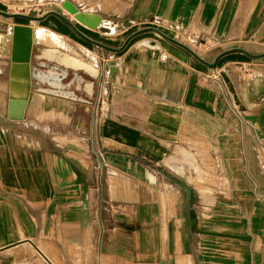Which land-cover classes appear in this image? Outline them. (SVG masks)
Masks as SVG:
<instances>
[{"label":"crops","instance_id":"0c3cea01","mask_svg":"<svg viewBox=\"0 0 264 264\" xmlns=\"http://www.w3.org/2000/svg\"><path fill=\"white\" fill-rule=\"evenodd\" d=\"M68 1L98 16L89 27L61 10L81 32L121 49L70 29L47 46L31 20L1 21L34 34L22 120L7 118L0 61V264H144L124 230L144 225L146 264H264V57L247 55L264 52V0ZM144 27L216 66L155 31L123 46Z\"/></svg>","mask_w":264,"mask_h":264},{"label":"water","instance_id":"95a60500","mask_svg":"<svg viewBox=\"0 0 264 264\" xmlns=\"http://www.w3.org/2000/svg\"><path fill=\"white\" fill-rule=\"evenodd\" d=\"M62 6L65 10L70 12L74 18L81 23L89 26L95 27L98 22V16H90L83 11H79L72 3L69 1H64ZM0 15L3 17H20L31 21H41L49 15L57 17L62 23L69 27L76 35H78L84 41L92 43L98 47L108 49L111 51H118L121 47L115 48L107 46L101 42L95 41L83 32H81L75 24L66 18L61 12L55 10H49L42 13L41 15H30L26 13H10L0 10ZM146 31H155L169 41L179 45L188 51L194 58H196L201 63L207 65L208 67L214 68L216 66V61L208 62L201 58L196 52H194L190 47H188L183 42L174 39L165 33L161 32L155 27H144L135 32L131 33L123 43V46L134 36L146 32ZM33 28L27 24H14L11 27V36H10V48H9V71H8V99L6 106V115L8 119L11 120H22L24 117L25 110L28 105V100L30 96V57L33 44ZM236 50L244 51L241 48H235ZM233 49V50H235ZM252 58L264 57V52L259 54H250L247 53Z\"/></svg>","mask_w":264,"mask_h":264},{"label":"rangeland","instance_id":"374dc122","mask_svg":"<svg viewBox=\"0 0 264 264\" xmlns=\"http://www.w3.org/2000/svg\"><path fill=\"white\" fill-rule=\"evenodd\" d=\"M64 1H66V0H64ZM28 3H29V5H28ZM0 10L5 11V12H10V13H26V14H30V15H41L42 13L47 12L49 10H55V11H59V12H61V10H64L67 15L74 18V16L70 12H68L67 10L64 9V7L61 4V0H22V1H18V3L12 4V6L9 8L0 9ZM1 21H4V23H6L5 24L6 27L9 26V24L14 23V22L30 23V20H27L24 18H20V17L3 18V16L0 15V23H1ZM5 21H7V22H5ZM31 23H34L35 28H37L38 30H40V28L42 29V31L44 30L45 35H47L49 33L51 35H53L54 39H52L53 38L52 36L45 37L44 34H43V38L37 39L38 41L40 40L39 41L40 43H46L47 45H49V44L51 45L57 41L55 39L54 33L58 32V29H68L64 23H62L60 20H58V18H56L54 16L49 17L48 20L45 22H34V21H32ZM6 27H4V28L1 27L2 29L0 28V32L1 33H7L5 35H7L10 38V35H8V31H6L7 30ZM6 57L9 58V53L5 52V53L0 54V61H7ZM61 86L62 85L52 84V85H48V87H45V88L47 91L56 92V93H58V87H59V90H64L66 92L77 87L78 91L80 93H85V94L91 93L93 90L92 84H88L86 82H83L79 85L78 84H72V83L64 84L62 89H60ZM2 89H4V86L0 85V90H2ZM5 102H6V96L3 95V96H1V99H0V108L1 109H4ZM49 106L50 105H45V108H49ZM44 115L48 116V118H51V119H57L58 118V115L52 111H50L48 113L45 112ZM153 177L154 176L150 175V179H153ZM147 181L148 180H144V183H146V185H147ZM175 198H177V197L175 196ZM179 214H181V213H179ZM133 215H134V213H133ZM124 230L126 231V234H125L126 236L133 235L129 231H132L135 233L136 240H137L136 250L139 251V253L142 252V254H143V256H142L143 260L140 262H142L144 264H146V262H149L148 259H150L151 251L156 248V245H153L150 242L151 237L149 236L150 235L149 233L152 230L151 227H149L148 225H144L143 227H137L135 229V231H134V229H130L129 227L125 228ZM179 230H181V229H179ZM179 236H180V233H179ZM163 240H165V236H163ZM161 246L166 251V247H164L162 244L160 245V247ZM127 251L128 252L130 251L129 246L127 247Z\"/></svg>","mask_w":264,"mask_h":264},{"label":"bare ground","instance_id":"6f19581e","mask_svg":"<svg viewBox=\"0 0 264 264\" xmlns=\"http://www.w3.org/2000/svg\"><path fill=\"white\" fill-rule=\"evenodd\" d=\"M67 27V26H66ZM68 29H70L69 27H67ZM71 30V29H70ZM72 31V30H71ZM49 32V31H48ZM73 32V31H72ZM35 33H36V37H37V39H41V38H43V34H44V36H45V33H44V30L42 31V29L40 28V30H38L37 28H36V31H35ZM74 33V32H73ZM34 34V33H33ZM57 35V34H56ZM48 36H52L53 37V35H48ZM47 37V36H46ZM48 39V38H47ZM54 39V38H53ZM35 41H36V39H35ZM40 41V40H39ZM43 41V40H42ZM63 41V40H62ZM52 43V42H51ZM57 43V42H56ZM45 45H46V43H44ZM54 44V43H53ZM50 45V44H49ZM48 46V45H47ZM9 48H10V38L7 36V35H5L4 33H1L0 32V54H2V53H5V52H7V53H9ZM66 61H68V63H70V60H66ZM75 63V65H81V64H79V62H74ZM55 84H56V82H55Z\"/></svg>","mask_w":264,"mask_h":264},{"label":"built area","instance_id":"2783aa9c","mask_svg":"<svg viewBox=\"0 0 264 264\" xmlns=\"http://www.w3.org/2000/svg\"><path fill=\"white\" fill-rule=\"evenodd\" d=\"M29 2V1H28ZM29 5V3H28ZM180 30L187 36L189 37V35L192 37V38H199V33L196 32L193 28H190V27H186V26H181L180 27ZM103 93L101 92V90L98 91L97 93V96H96V102L98 103L99 105V112L101 111L102 109V106H103V102H104V99H103Z\"/></svg>","mask_w":264,"mask_h":264}]
</instances>
